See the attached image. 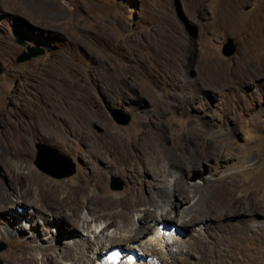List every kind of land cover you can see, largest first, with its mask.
Here are the masks:
<instances>
[{
    "label": "rangeland",
    "instance_id": "1",
    "mask_svg": "<svg viewBox=\"0 0 264 264\" xmlns=\"http://www.w3.org/2000/svg\"><path fill=\"white\" fill-rule=\"evenodd\" d=\"M259 13H264V0H0V112L8 113L6 118L0 116L1 184L8 187L12 176L19 180V189H30L31 169L54 182L76 180L87 172V156H77L58 134L67 112H78L74 121L79 123L92 120L98 132L102 126L130 131L121 136L112 130L114 146L109 157L126 153L128 138L135 137L133 126H164L161 141L167 146L165 163L171 165L168 179L174 182L181 174L200 185L210 176L204 168L206 161L196 168L179 158L222 152L229 160L221 162V170L236 174L242 191H218L214 201L223 202L224 209L211 211L206 204L202 212L192 214H196L193 223L192 216L182 213L170 219L159 202L153 208L166 217L157 216V223L147 217L151 230L134 239L137 254L128 248L133 244L123 239L129 232L112 226L106 229L104 219L93 221V227L81 234L111 240L110 246L121 245L136 258L110 264H264V208L256 207L250 198L255 192L251 181L264 183V54L247 44L246 38L248 42L251 38L244 33L247 27L253 35L252 22ZM15 34L24 36L25 43L17 42ZM229 37L236 51L226 56L222 47ZM28 45L43 46L45 51L16 61ZM109 106L129 113L130 120L116 122ZM41 111L53 117L35 138L32 152L30 144L29 153L20 157L3 124L25 120L31 125L29 113ZM187 138L193 149L182 152ZM37 142L68 154L74 172L58 177L40 169L34 163ZM16 174L22 177L17 179ZM112 176L122 181L121 188L112 187ZM149 176H142L146 183ZM107 183L118 196L127 193L129 180L123 173L112 170ZM34 198H40L39 194L28 193L26 203ZM13 199L26 206L23 197L13 195ZM82 215L90 217L85 208ZM140 215V211L133 215L136 226ZM39 218L31 219V212L22 215L0 209V243L5 244L0 249V264H31V234L36 231L32 223L40 224L36 243L44 251L36 253L41 258L50 253L61 260L64 246L80 237L64 233L67 223L60 230L55 222L45 226ZM186 218L195 232L192 238L190 231L177 230ZM169 220L174 228L163 225L161 231L158 223ZM205 220L209 221L202 224ZM244 220L254 231L237 226L231 233L228 228H216L214 222L240 225ZM152 247L160 249V254L153 255L148 250ZM92 258L90 263L97 264Z\"/></svg>",
    "mask_w": 264,
    "mask_h": 264
},
{
    "label": "bare ground",
    "instance_id": "2",
    "mask_svg": "<svg viewBox=\"0 0 264 264\" xmlns=\"http://www.w3.org/2000/svg\"><path fill=\"white\" fill-rule=\"evenodd\" d=\"M250 14L251 13H249V15ZM251 15L253 16V14ZM242 21L243 20H241V22ZM252 25L254 32L252 36L248 34L246 30L247 27L244 30L246 36L251 38V42H248L247 38L246 42L247 44L252 45L257 54H260L261 52L264 54V13L257 14L253 19ZM253 49L251 48L252 51ZM77 113L67 112V116L64 117L65 122L61 125L58 134L63 141V145L65 144L77 153V156L81 153L87 156L88 170L81 175V178L71 181L54 182L40 172L31 169L29 172V177L31 178L29 181L31 183L30 189L25 186L26 182H24V180L21 181L26 188L21 187V189H19L17 187L19 180L16 181L12 176L10 177V183H7L8 187L0 182L1 210L10 211L14 214H20L21 212L22 215L31 212V219L41 217L43 220L39 219L41 222L43 221V225L45 226L55 222V224L60 227V230L65 229L64 225L67 223L68 231H64L65 234L67 233L70 236L80 235V237H76L74 244H66L64 246V249L60 252L61 260L50 253L44 254L41 258L38 257L36 253L37 251H44V249L36 243L39 235V232L37 235L36 231H40V224L37 223V226L35 227L32 226V223L31 228L34 227L36 231H33L31 234V252L29 256L31 264H62L65 263L66 260L74 261V264H92L90 263V261L93 260L92 256L95 258L96 254L98 255L108 248L112 241H102L98 237L94 240L90 236H83L81 233L91 229V227H93V221L101 219L108 222L106 229L112 226L120 230L128 231L129 233L124 234L123 239L127 242L130 241L133 244L128 248L132 249V252L137 254L138 252L134 249L137 245L134 243L138 242L134 241V239L140 238L141 235H146L151 230V225L146 223L147 217H152L151 219L157 223L160 220H158L157 216L166 217L163 213L165 211H167V214L171 215L170 219L177 217L181 213L185 216H192L193 213L197 214L202 212V209L206 204H210L211 211L223 210L224 203L218 200L215 202V195L223 190L239 188L242 191L244 188L242 182L236 178V174L233 175L230 172L221 170V162L229 160V155L227 154L228 156H225L222 152H208L207 154L201 152L195 154L191 153L188 156L186 155L187 158H185V156L179 158L180 160H183V162L188 161L192 167L196 168H201L204 164L203 162L206 161L208 166L205 165L204 168L210 171V176L206 177L202 181V184L198 185L200 182L193 184L189 180L190 177H184L181 174L174 182L170 178L169 180L168 175L171 173V165L165 163V161L168 160L167 146L161 141L162 135L166 130L164 126H133L131 131H134L135 137L128 138L129 145L125 149L126 153L120 157H109L108 154L113 151L114 146L112 144L114 141L111 140L112 133L115 131L114 133H120L119 135L122 136L123 134H128L130 131L127 132L126 130H121L119 128H112V130H114L112 131L109 127L102 126V128H99L98 126L102 131L98 132L96 130V123L90 119V121L86 123L74 121V118L78 117ZM7 114L8 113L5 111L0 112L2 118L8 117ZM29 114L28 115L31 116V125L25 120H21L15 125L10 122H4L3 124L4 131L13 139L16 154L20 155V157L29 153L30 144L32 152L35 138L38 135L43 134L42 130L44 126L48 124V118L53 117L51 112L48 111H44L43 113L42 111L40 113L30 112ZM79 115L82 117L81 113H79ZM35 117L39 120L35 119ZM187 140L188 138L184 141V145L186 146L183 145L181 147L182 152L188 151V149H193L191 148L192 146L186 143ZM190 140H193V138H190ZM112 170H117L123 173L129 180V187L125 195L118 196L110 190L107 181L108 174ZM144 174L150 175L149 177L151 179L147 181L149 184L146 183V179L142 178ZM174 174L176 173L174 172ZM16 176L17 179L22 177L19 174H16ZM252 180L254 179L252 178ZM155 185L159 187L158 190H152L151 187ZM251 185L255 188L254 197L253 195L250 197L251 200H253V204L256 207L264 208V183L260 185L256 180V183L251 181ZM28 193H38L40 198H34V201L32 200L26 203L28 200ZM191 193H193V196H188L191 195ZM13 195L23 197L24 200L22 199V202L26 206H20L19 203H21V201L14 200ZM192 199L196 200L190 205ZM42 201L47 205H43ZM159 202L163 203V212H159L156 207L153 208L154 206L159 205ZM17 204L19 206H17ZM84 208L88 210L90 217L85 218L82 215ZM137 211L141 212L138 219L140 222L139 226H136L133 221V215ZM196 214L195 216H192L190 222L193 223V221L196 220ZM241 216H243V214ZM207 221L209 220L202 221L201 223L204 224V222ZM186 222H189L187 218L185 221L182 220L181 226L178 227L177 230L185 229L190 231V238H192L195 232L192 230V225H189ZM214 222L215 227L220 230L221 228H228L231 232V230H237V226H239V228L243 227L246 231L247 228L254 231L253 227L248 224L249 222H246V220L240 225H237L236 223H222L221 221ZM197 231L200 232L198 229ZM103 234H105V232ZM199 234L201 235L202 232ZM244 235L247 234L245 233ZM235 237L237 238V236ZM142 246L144 247L143 244H140L139 248L143 249ZM148 250H150L153 255L160 254V249L156 247L149 248ZM104 261L107 262V260Z\"/></svg>",
    "mask_w": 264,
    "mask_h": 264
},
{
    "label": "water",
    "instance_id": "3",
    "mask_svg": "<svg viewBox=\"0 0 264 264\" xmlns=\"http://www.w3.org/2000/svg\"><path fill=\"white\" fill-rule=\"evenodd\" d=\"M15 39L17 42L24 44L25 38L20 34H15ZM45 51L43 46L28 45L27 50L21 51L16 56V61H24L32 56L41 54ZM236 51V44L233 38L229 37L223 43L222 52L226 56L234 54ZM2 66H0V73L2 72ZM108 110L116 122L125 124L130 120V114L124 112L118 107L109 106ZM37 153L34 163L42 170L54 175V176H65L69 175L75 170V164L68 154H65L58 150V148L51 146L46 142L36 143ZM117 181V182H116ZM122 181L116 176H112V187L121 188ZM166 224H173L172 221H166ZM5 244L0 243V249L4 248Z\"/></svg>",
    "mask_w": 264,
    "mask_h": 264
},
{
    "label": "clouds",
    "instance_id": "4",
    "mask_svg": "<svg viewBox=\"0 0 264 264\" xmlns=\"http://www.w3.org/2000/svg\"><path fill=\"white\" fill-rule=\"evenodd\" d=\"M161 224L166 225L169 229H173V228H174L173 224H169V225H167V224H166V221L163 222V223H160V224H159V227H160ZM169 226H171V228H170ZM163 229H164V228H163ZM161 231H163V230H161ZM114 246H118V247H120L121 249H123L124 251L127 252V249L123 248L121 245H112V246H109L108 248H106L105 250H103V251H102L101 253H99L98 255L96 254V257H95V259H96V263H97V264H100V262H99V258L101 257V255H102L103 253L107 252L108 250H110V249H111L112 247H114Z\"/></svg>",
    "mask_w": 264,
    "mask_h": 264
}]
</instances>
